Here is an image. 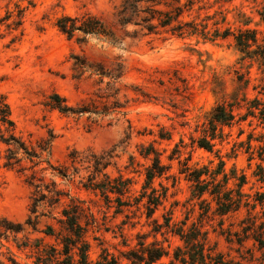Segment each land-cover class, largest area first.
<instances>
[{"label": "rangeland", "instance_id": "obj_1", "mask_svg": "<svg viewBox=\"0 0 264 264\" xmlns=\"http://www.w3.org/2000/svg\"><path fill=\"white\" fill-rule=\"evenodd\" d=\"M120 3L121 0H0V98L8 103L17 132L35 147L41 139L52 135L47 155L52 163L69 164L66 157L73 149L97 154L111 151L107 174L111 178L131 179L129 192L119 195V200L116 194L109 193L106 200L99 193L81 187L79 180L86 175L84 171L72 179L55 177L58 187L68 196L52 207L41 203L38 212L45 215L38 216L33 230L25 224L32 188L24 175L0 169V217L24 224L22 231L0 236V261L10 264L7 259L12 257L17 264H34L33 254L25 243L43 238L48 244H57L56 237L66 233L58 222L60 210L71 202V197H77L94 216L86 233L90 259L105 251L125 264L122 253L140 239L160 243L171 254L176 246H182V241L164 225L155 226L153 219L163 224L164 216L172 210L171 223L185 222L188 228L195 222L202 231H207L205 248H212L213 253L219 252L224 259L240 264H264V249L250 240L239 246L234 240H226L228 232H221L223 228L237 229L244 209L224 216L220 226L218 215L200 214L196 199L189 200L191 182L180 172L187 157L193 167H214L219 150L226 172L234 167L237 173L245 174L244 191L264 192V176L260 180L254 174L258 163L264 174V159L261 161L257 156L261 145L258 139L264 134V123L258 114L223 126L224 136L215 141L212 152L190 143V137L201 134L212 107L221 100H229L236 75L248 73L249 97L257 95L252 87L264 82L261 79L264 71L256 63L238 62L234 41L240 28L255 29L259 38L264 36V22L259 16L264 0H194L182 18L196 23L208 39L199 34L184 37L165 32L134 34L136 27L121 28L116 23L115 11ZM85 13L101 18L105 35H92L85 43H79L67 38L56 26L62 15L74 17ZM18 14L21 24L16 26L12 22L18 19ZM224 31L228 35L223 36ZM80 59L100 64L106 71L121 64L123 75L117 79L118 93L106 97L113 92L106 89L107 78L98 83L96 74L80 73ZM54 94L69 106L91 100L99 105L106 102L111 114L100 122H92L87 114L79 117L64 114L56 108ZM114 102L120 113L112 111ZM239 111L245 113L246 108ZM150 144L165 166L163 174L153 179L152 186L159 192L165 187L166 197L147 217L146 198L137 204L134 197L141 192L144 167L151 162L139 151L141 146ZM49 179L46 175V180ZM31 215L34 218L35 214ZM47 225L54 228L53 236L45 235ZM167 261L166 257L160 260Z\"/></svg>", "mask_w": 264, "mask_h": 264}, {"label": "trees", "instance_id": "obj_2", "mask_svg": "<svg viewBox=\"0 0 264 264\" xmlns=\"http://www.w3.org/2000/svg\"><path fill=\"white\" fill-rule=\"evenodd\" d=\"M193 2L194 0L184 2L181 0H121L115 11V20L121 28L128 25L136 27L137 29L133 30L134 34L159 35L165 32L179 37L198 36L199 34L205 39L206 32L193 21L182 18L183 14L191 9ZM259 16L264 22V3ZM12 23L19 26L21 15L18 14V19L13 20ZM56 26L67 38H74L79 43H85L92 35L106 34L101 18L91 13L74 17L62 15L57 18ZM222 35H228V31H224ZM234 41L239 52L238 62L243 64L247 61L250 65L256 63L258 69L264 71V36L259 38L255 29L240 28L234 34ZM74 57L79 60V57ZM78 71L80 73L89 71L90 74H96L98 83H102L104 78H107L106 89L113 92L107 94L106 97L115 96L118 93L117 79L123 75L121 64L106 71L100 64H91L80 59ZM247 74L246 72V75L245 73L236 75V85L229 93V100H221L212 107L203 124L201 134L190 137L191 146L196 145L212 152L215 141L222 140L224 136L222 127L230 126L235 121L245 120L249 115L256 117L258 114V118L264 123V97H262L264 96V82L253 86L252 88L257 90V95L249 97L246 89L250 83V77ZM261 79L263 80L264 76ZM53 98L60 112L78 117L87 114L92 122L103 121L111 114L108 110L109 104L106 102L99 105L96 100H91V102L83 101L77 106H69L59 95L54 94ZM117 107L119 105L114 102L112 111L120 113L116 110ZM242 107L246 108L245 113H240L239 109ZM50 136V138L41 139L36 147L27 143L16 130L8 103L2 97L0 98V169L14 170L24 175L25 182L32 188L29 215L25 224L33 230H36L38 216L45 215L43 212H38L41 203L52 207L59 204L63 196H68L66 191L58 187L55 177L72 179L73 176L84 171L86 175L81 176L79 180L81 187L99 193L106 200L110 198L109 193L116 194L119 200V195L130 191V178L122 176L111 178L106 172L111 163V151L97 154L89 150L81 152L73 149L66 157L69 164L52 163L47 156L52 139V135ZM260 137L258 141L261 145H258L257 156L262 161L264 159V134ZM216 152L218 163L214 167L208 165L193 167L187 162L189 157L182 162L180 172L184 173L185 178L191 182L189 200L196 199L201 210L200 214L218 215L220 226L223 225L224 216L244 209V215L239 220L238 228L227 231L221 227V232H228L226 240L229 242L234 240L239 246H244L245 242L250 240L259 249H264V192L244 191L243 186L247 183L245 174L237 173L234 167L226 172L225 161L218 155L219 150ZM139 153L143 157H149L151 162L144 167L141 192L134 199L135 203L139 204L146 198L144 207L147 217H150L166 197L165 187H162L163 191L159 192L152 186L153 179L163 174L165 166L161 163L160 154L153 145L141 146ZM254 174L260 180L263 179L261 163L256 165ZM46 175L50 176L49 180H46ZM70 201L60 210L58 222L66 233L60 235V238L56 237L57 244H48L43 238H35L31 244L25 243L33 254L34 264H121L116 256L105 251L99 253L95 259H90L86 233L88 226L94 222V216L88 208L83 206L82 200L71 197ZM31 214H35L34 218ZM167 214L164 216L163 224L153 219L155 226L164 225L167 231L178 235L182 246H176L170 254L169 250L160 243H146L140 239L134 247L122 253L126 260L125 264H154L164 257L168 258V261L158 264H240L231 259H224L223 254L219 252L213 253L212 248H205L208 241L207 231H202L195 222L185 228V222L181 225L177 222L171 223L172 210H169ZM82 218H85L84 224ZM23 226L21 222L0 217V236L9 231L20 232ZM54 232L51 225H47L44 231L47 236H53ZM7 260L10 264H17L12 257H8ZM0 264L8 263L0 261Z\"/></svg>", "mask_w": 264, "mask_h": 264}]
</instances>
